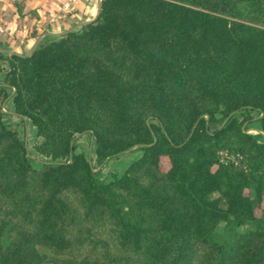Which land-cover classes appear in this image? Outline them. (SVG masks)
Instances as JSON below:
<instances>
[{
  "label": "trees",
  "instance_id": "16d2710c",
  "mask_svg": "<svg viewBox=\"0 0 264 264\" xmlns=\"http://www.w3.org/2000/svg\"><path fill=\"white\" fill-rule=\"evenodd\" d=\"M0 61L36 129L0 110V264H264V0H102ZM84 133L97 166L142 155L102 180Z\"/></svg>",
  "mask_w": 264,
  "mask_h": 264
},
{
  "label": "crops",
  "instance_id": "0c3cea01",
  "mask_svg": "<svg viewBox=\"0 0 264 264\" xmlns=\"http://www.w3.org/2000/svg\"><path fill=\"white\" fill-rule=\"evenodd\" d=\"M12 1L0 0V51L20 55L31 53L47 35L57 37L68 30H76L95 20L100 9V0H17L18 6L16 4L14 6ZM18 7H20V15L16 12ZM56 15H61L62 19L53 24L50 20ZM34 31L36 33H33ZM12 94L13 90L4 101V108L9 116L25 121L26 138L33 145L36 129L27 118L20 117L14 112L12 102L10 107L8 106ZM8 115L3 114L4 121L5 116ZM5 122L15 125L7 120ZM15 126L20 132L19 126ZM29 127L33 130L32 138L28 135ZM75 145L76 152L86 154L89 151L94 170L98 172L102 180H108L113 174H122L133 161L142 155L139 147H134L116 158L107 160L102 166H97L94 137L91 133L77 135ZM32 147L28 142L29 150H33ZM32 157L35 158V156Z\"/></svg>",
  "mask_w": 264,
  "mask_h": 264
},
{
  "label": "rangeland",
  "instance_id": "374dc122",
  "mask_svg": "<svg viewBox=\"0 0 264 264\" xmlns=\"http://www.w3.org/2000/svg\"><path fill=\"white\" fill-rule=\"evenodd\" d=\"M11 102L12 101H9L8 102V106L10 107V104H11ZM5 106H4V104L3 103H1L0 104V110H1V113H3L4 115H8L7 114V112H6V109L4 108ZM9 121V122H12V123H14L15 125H18L19 126V128H20V136H21V138L22 139H24L25 140V143H26V146H28V142H29V146L30 147H32L33 145H32V142L30 141V140H28L27 138H26V130H25V125H26V123H25V121L23 120V119H17V117L15 118L14 116H5V121ZM256 121H254V123L253 124H248V123H246L245 124V127H246V129L249 127V132H250V134H253V135H258L259 133H261L262 135H264V133H262V132H260L259 130H257L256 128H258V127H255V126H257V123H255ZM29 131H28V135H29V137L30 138H32V135H33V130H32V127H29V129H28ZM257 130V131H256ZM259 131V132H258ZM78 141V140H77ZM33 156V153H31L30 154V156ZM86 156L90 159V153H89V151H87L86 152ZM34 163L36 164L37 162L36 161H34ZM57 260V258L56 257H53V255H48L47 256V258H44L43 259V262H52V263H55V264H57L56 262H58L59 264H63L64 263V259H61V261H56ZM54 261H56V262H54Z\"/></svg>",
  "mask_w": 264,
  "mask_h": 264
},
{
  "label": "water",
  "instance_id": "95a60500",
  "mask_svg": "<svg viewBox=\"0 0 264 264\" xmlns=\"http://www.w3.org/2000/svg\"><path fill=\"white\" fill-rule=\"evenodd\" d=\"M101 3H102V0H100V9H99V12H98V15L100 13V10H101ZM85 25V24H84ZM83 26V25H82ZM75 30V29H73ZM73 30H68V31H73ZM35 50V49H34ZM33 50V51H34ZM33 51L29 54H27L28 56L31 55L33 53ZM14 92V91H13ZM246 129V127H244ZM246 132L250 134V132L246 129ZM253 135V134H252ZM256 136V135H255ZM258 136V135H257ZM134 148V147H133ZM37 264H55V263H52V262H40V263H37Z\"/></svg>",
  "mask_w": 264,
  "mask_h": 264
},
{
  "label": "built area",
  "instance_id": "2783aa9c",
  "mask_svg": "<svg viewBox=\"0 0 264 264\" xmlns=\"http://www.w3.org/2000/svg\"><path fill=\"white\" fill-rule=\"evenodd\" d=\"M62 16L61 15H56L54 18L50 20L51 23L56 24L57 21L61 20ZM52 32V31H51Z\"/></svg>",
  "mask_w": 264,
  "mask_h": 264
}]
</instances>
